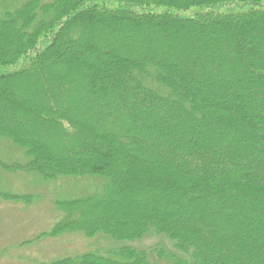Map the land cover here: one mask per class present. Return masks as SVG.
Masks as SVG:
<instances>
[{
    "label": "trees",
    "instance_id": "obj_1",
    "mask_svg": "<svg viewBox=\"0 0 264 264\" xmlns=\"http://www.w3.org/2000/svg\"><path fill=\"white\" fill-rule=\"evenodd\" d=\"M100 1L0 7V140L29 158L0 167L102 181L41 238L159 239L59 264H264V0Z\"/></svg>",
    "mask_w": 264,
    "mask_h": 264
},
{
    "label": "rangeland",
    "instance_id": "obj_2",
    "mask_svg": "<svg viewBox=\"0 0 264 264\" xmlns=\"http://www.w3.org/2000/svg\"><path fill=\"white\" fill-rule=\"evenodd\" d=\"M28 0H0V7L13 11ZM45 3L54 0H42ZM100 5L117 8L114 0H101ZM243 8L240 4L230 5L224 12H235ZM27 83L18 84L17 94L27 93ZM2 118L8 115L3 111ZM0 160L12 164H24L29 161L26 150L10 139L0 140ZM91 178L65 177L58 181L46 182L39 173L9 172L0 167V191L10 195L28 196L19 202L0 198V264H59L69 257L86 253L107 255L124 246L151 252L158 247V238H148L137 242L117 241L110 236L100 234L89 238L83 232L65 233L59 237L42 235L50 233L63 217L58 204L72 199H81L102 185ZM167 243V242H166ZM165 243V244H166ZM171 249V244L166 245ZM153 262L157 257L150 255Z\"/></svg>",
    "mask_w": 264,
    "mask_h": 264
}]
</instances>
